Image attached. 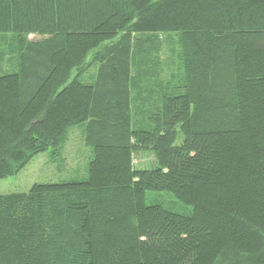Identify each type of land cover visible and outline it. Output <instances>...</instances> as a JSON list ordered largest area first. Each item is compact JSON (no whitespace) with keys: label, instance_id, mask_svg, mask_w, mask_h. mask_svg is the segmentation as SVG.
<instances>
[{"label":"trees","instance_id":"16d2710c","mask_svg":"<svg viewBox=\"0 0 264 264\" xmlns=\"http://www.w3.org/2000/svg\"><path fill=\"white\" fill-rule=\"evenodd\" d=\"M0 36V179L93 154L0 194V264H264V0H0Z\"/></svg>","mask_w":264,"mask_h":264},{"label":"rangeland","instance_id":"374dc122","mask_svg":"<svg viewBox=\"0 0 264 264\" xmlns=\"http://www.w3.org/2000/svg\"><path fill=\"white\" fill-rule=\"evenodd\" d=\"M167 36L169 35L163 34L162 37ZM29 37L42 38L38 34H31ZM9 48L10 37L3 41V37L0 36V72L16 70L18 56L11 53ZM82 80L89 81L86 76H83ZM92 155L91 148L85 143L82 125H74L70 129L69 139L61 156L54 158L51 149L37 154L19 173L0 179V194L28 191L36 182L83 179L88 174V164ZM134 162L137 166H150L154 163V156L149 153H138ZM149 199L151 200V193Z\"/></svg>","mask_w":264,"mask_h":264}]
</instances>
